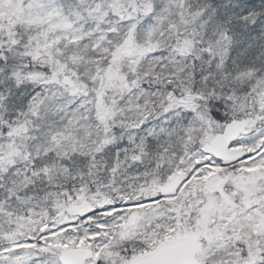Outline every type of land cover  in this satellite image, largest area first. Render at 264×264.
<instances>
[{"label":"snow or ice","instance_id":"obj_1","mask_svg":"<svg viewBox=\"0 0 264 264\" xmlns=\"http://www.w3.org/2000/svg\"><path fill=\"white\" fill-rule=\"evenodd\" d=\"M0 264H264V0H0Z\"/></svg>","mask_w":264,"mask_h":264}]
</instances>
